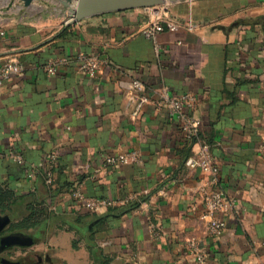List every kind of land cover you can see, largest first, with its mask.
<instances>
[{"label": "crops", "instance_id": "1", "mask_svg": "<svg viewBox=\"0 0 264 264\" xmlns=\"http://www.w3.org/2000/svg\"><path fill=\"white\" fill-rule=\"evenodd\" d=\"M38 4L45 8H32ZM157 10L113 12L70 26L65 8L45 10L37 19H15L0 38V62L16 59L25 67L0 87V180L25 196L23 209L32 202L47 207L43 224L27 232L10 230L22 208L0 214L2 232L32 240L14 248L20 258L44 257L28 264H264V158L257 154L264 138V0L168 4V16L183 27L159 35L160 53L145 34ZM16 50L22 52L11 54ZM80 53L103 61L95 76L79 71ZM59 58L68 61L47 74L45 65ZM135 79L143 93L133 88ZM165 88L194 95L187 112L200 121L199 138L210 145L221 189L235 201L218 214L227 227L216 235L207 232L202 201L208 177L184 165L198 147L159 106ZM132 153L138 162L105 164ZM52 154L57 161L49 165ZM32 168L35 179L26 174ZM75 190L118 202L92 213ZM192 239L199 251L188 246Z\"/></svg>", "mask_w": 264, "mask_h": 264}, {"label": "built area", "instance_id": "2", "mask_svg": "<svg viewBox=\"0 0 264 264\" xmlns=\"http://www.w3.org/2000/svg\"><path fill=\"white\" fill-rule=\"evenodd\" d=\"M168 5V4H167ZM150 7L158 9L154 14L155 18L145 28V34L154 42L155 51L160 53L161 46L159 44V35L169 29L171 31L180 30L183 25L176 20L170 18L167 14L166 6ZM161 9V10H160ZM192 26V24H189ZM3 35V34H1ZM0 35V36H1ZM5 36V35H4ZM67 58L53 59L45 65L47 74L53 76L59 73L62 64L67 62ZM79 71L82 74L95 76L102 68L103 61L95 55L80 53L78 55ZM24 65L16 59H6L0 62V87L9 80L12 76L22 74ZM133 88L143 93L145 85L141 80H133ZM146 101V99H144ZM195 102L193 94L173 95L168 88L163 89L160 105L168 109L169 115L172 119L179 121L183 134L187 141L194 142L197 150L186 160L185 167L189 169H200L204 175L208 177L209 189L202 195V201L205 205L206 215L210 218L207 232L209 235H216L224 231L227 227L225 220L218 217L219 213H229L235 206V201L228 199L220 186L219 170L215 164L214 157L211 152L210 145L199 138L201 123L193 115L187 112V108ZM257 154L264 158V138L257 149ZM14 161L22 162L23 158L18 154H11ZM138 156L132 154H122L118 157L107 159L106 165H116L119 163L138 162ZM57 156L52 154L49 159V165L55 164ZM26 174L29 179H35L37 170L34 168L27 169ZM46 182L49 185L53 184V177L48 173ZM73 196L81 202L85 208L92 213H101L106 209L113 207L118 201L110 198L87 197L83 195L80 190H75ZM188 246L194 251H199V244L196 240L188 241ZM200 260H204L203 255H199Z\"/></svg>", "mask_w": 264, "mask_h": 264}, {"label": "water", "instance_id": "3", "mask_svg": "<svg viewBox=\"0 0 264 264\" xmlns=\"http://www.w3.org/2000/svg\"><path fill=\"white\" fill-rule=\"evenodd\" d=\"M23 7L28 8L34 2L38 1L45 5H49L47 0H20ZM187 0H53L55 4L64 7L70 14V21L67 26L81 22L95 16L104 15L113 12H121L126 10L150 8L164 6L167 4H175ZM14 0L11 1L10 7ZM8 6V8H9ZM22 50L12 51L11 54L20 53ZM6 220L0 216V233L5 228ZM0 250L11 249L15 247H28L32 244V240L23 233H13L4 237H0ZM36 256V255H35ZM34 255L31 257H35ZM38 260L40 261V257Z\"/></svg>", "mask_w": 264, "mask_h": 264}, {"label": "trees", "instance_id": "4", "mask_svg": "<svg viewBox=\"0 0 264 264\" xmlns=\"http://www.w3.org/2000/svg\"><path fill=\"white\" fill-rule=\"evenodd\" d=\"M68 30V28H64L58 37L64 36ZM190 143L194 144V142ZM24 200L25 196H19L7 183L0 180V214H12L17 208H22L19 204L23 203ZM46 216L47 207L43 203H28L23 209V217L18 222L13 223L10 230L27 232L38 229L43 224ZM74 246L76 247V243ZM0 264H8V262L5 259H0Z\"/></svg>", "mask_w": 264, "mask_h": 264}, {"label": "rangeland", "instance_id": "5", "mask_svg": "<svg viewBox=\"0 0 264 264\" xmlns=\"http://www.w3.org/2000/svg\"><path fill=\"white\" fill-rule=\"evenodd\" d=\"M11 1L12 0H0V35L3 34L0 36V38L4 37V35L6 34V31L11 29L13 27V25H15L14 24L15 19H19V18H15V17L21 12V10L26 11V8L24 9V7H23L22 1L14 0L13 5L10 7L9 5H10ZM47 2L49 5H47V6L45 5V8L40 7V6H43L42 4H38L37 7L34 6V8H32L33 4L40 3L38 1L34 2L30 7H28L31 10L28 12H25L21 16V18L17 21H26L28 18H31V17L37 19V18L42 16L41 14H43V12L45 10H48L50 12H54V11H58L59 9H62V7L59 6L58 4H55V2H53V0H47ZM8 6H9V8H8ZM69 19H71V17H69ZM49 249L45 250L44 248H38V251L36 253H39L42 255L45 253L49 257V256L53 255V252L50 251ZM5 257L11 258L13 260H18V259H20V257H22V254H20L18 252V250H15L14 252H12V254L10 253V255H9V253H6ZM43 259H44V257L40 258L41 261H43Z\"/></svg>", "mask_w": 264, "mask_h": 264}, {"label": "flooded vegetation", "instance_id": "6", "mask_svg": "<svg viewBox=\"0 0 264 264\" xmlns=\"http://www.w3.org/2000/svg\"><path fill=\"white\" fill-rule=\"evenodd\" d=\"M5 235H7L6 232H1V233H0V237H4ZM0 245H1V244H0ZM14 251H15L14 248H11V249H5V250H2V251L0 250V259H1V260L7 259V260H9V261H11V262H17V263H19V264H28V263H30V262H35V261L38 260V257H30V255H29V256H26L27 259H26V257H25V259H24V258H20V259H18V260H16V261H14V260H10V258L5 257V254H6V253H9V255H10V253L12 254V252H14Z\"/></svg>", "mask_w": 264, "mask_h": 264}]
</instances>
